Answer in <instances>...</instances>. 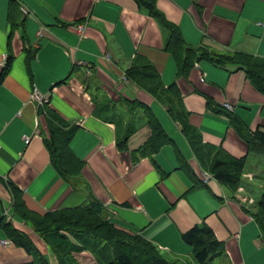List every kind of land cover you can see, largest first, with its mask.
Returning <instances> with one entry per match:
<instances>
[{
  "label": "crops",
  "instance_id": "1",
  "mask_svg": "<svg viewBox=\"0 0 264 264\" xmlns=\"http://www.w3.org/2000/svg\"><path fill=\"white\" fill-rule=\"evenodd\" d=\"M153 2L189 46L264 63V0ZM147 10L136 0H0V73L12 56L0 83V264H35L33 255L7 236L5 225L27 235L48 264H58L32 226L14 213L7 182L39 215L97 203L116 227L151 242L167 260L191 264L192 248L181 235L204 223L223 244L227 262L264 264L260 231L241 199L256 198L245 192L248 183L242 176V187L231 194L206 178L215 155L206 153L205 164L198 159L206 148L246 157L243 175L248 160H264L248 150L225 116L212 111L227 104L250 132H264V93L244 70L208 60L197 62L186 79L177 77L176 62L164 50L167 33ZM139 58L154 67L165 88L177 86L188 124L201 137L199 153L167 107L127 77ZM34 88L44 103L30 102ZM94 98L119 106L115 124L95 115ZM127 101L146 106L159 121L170 142L158 152H139L151 130L144 111L127 109ZM45 108L78 127L69 148L83 167L69 181L50 161ZM131 126L121 150L118 144ZM72 255L77 264H98L87 250Z\"/></svg>",
  "mask_w": 264,
  "mask_h": 264
},
{
  "label": "trees",
  "instance_id": "2",
  "mask_svg": "<svg viewBox=\"0 0 264 264\" xmlns=\"http://www.w3.org/2000/svg\"><path fill=\"white\" fill-rule=\"evenodd\" d=\"M140 7L148 9L149 14L155 18L167 33L164 50L169 53L177 66V77L186 79L195 63L201 60H208L216 66L227 67L236 66L244 70L248 78L255 87L264 93V63L258 62L254 57L240 53L222 55L211 53L203 47L189 46L182 36L178 27L172 25L164 16L157 11L153 0H136ZM27 57L29 66L33 53ZM132 65L127 72V77L141 89L152 95L160 104L167 107V111L173 120L180 122L182 131L190 146L196 153L202 151L201 137L197 130L192 128L187 121V112L182 104V96L176 85L165 88L154 67L144 62ZM12 63V56L6 60L5 66L0 73V83L7 75ZM95 115L115 124L114 115L118 111V105L102 98H94ZM129 110L142 109L146 118V123L151 130L150 138L140 147L142 154H153L169 143L170 140L164 134V130L156 117L150 110L136 102H124ZM213 108V107H212ZM46 116L48 125V136L45 144L50 154V161L56 172L66 181L78 177L83 165L74 157L69 148L70 139L78 129L77 126L68 125L63 119L52 113L48 108L42 109ZM212 111L225 116L232 128L236 130L238 136L247 144L248 150L252 154L264 156V132H250L247 126L242 123L233 113L224 108L215 107ZM42 114V112H41ZM111 114V115H110ZM134 131L131 126L126 129L123 141L118 144L119 149H126L128 136ZM196 148V149H195ZM215 158L208 161L207 154ZM200 162L206 165V171L211 177L216 179L222 186L234 194L241 186V179L245 167L246 157L235 159L227 156L220 149L214 151L207 149L201 152ZM184 170L189 172V168L182 162ZM6 185L13 197L14 213L24 222H28L38 237L46 246L51 249L56 256L58 264H77L74 261L73 253L83 250L89 251L98 264H180L178 261L167 260L156 246L143 239L135 233L125 231L111 222L106 210L97 203L56 210L46 215H39L29 211L22 197L21 192L10 182ZM257 212L250 213L260 231V237L264 247V186L261 197L256 202ZM7 236L18 246L23 247L34 257L35 264H48L43 256L35 249L33 243L27 235L5 225ZM184 243L192 248V256L195 264H231L221 242L216 240L212 230L204 223L196 225L181 235Z\"/></svg>",
  "mask_w": 264,
  "mask_h": 264
},
{
  "label": "rangeland",
  "instance_id": "3",
  "mask_svg": "<svg viewBox=\"0 0 264 264\" xmlns=\"http://www.w3.org/2000/svg\"><path fill=\"white\" fill-rule=\"evenodd\" d=\"M202 152H207V148ZM260 157H264V156H260ZM245 171L246 173L242 175L244 177L243 179H245L246 182L248 183V185L246 184L244 187L245 192L249 195L256 196V198L251 199L245 196L244 198H241V199L244 202V205L248 207V210L250 211V213H255L257 212L256 202L258 203L261 197L262 192L260 193V191H261L262 185H264L262 183V180L264 179V160L263 158L262 159L254 158L252 160H248ZM209 176L210 175L207 174V177ZM242 184L243 183H241V186ZM188 261L191 264L195 263L192 257Z\"/></svg>",
  "mask_w": 264,
  "mask_h": 264
},
{
  "label": "built area",
  "instance_id": "4",
  "mask_svg": "<svg viewBox=\"0 0 264 264\" xmlns=\"http://www.w3.org/2000/svg\"><path fill=\"white\" fill-rule=\"evenodd\" d=\"M78 28V31L80 33H82L83 31V26H77ZM107 60H109V57L107 58ZM195 66H197V63H195ZM30 97V102H37V103H44L45 102V97L36 89L34 88L33 91H32V94L29 96ZM224 108L227 109V110H230V106L225 104L224 105ZM29 140V138H26L25 142L27 143ZM207 178V176H206Z\"/></svg>",
  "mask_w": 264,
  "mask_h": 264
}]
</instances>
